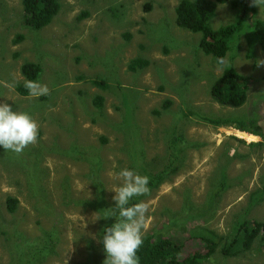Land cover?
<instances>
[{
    "label": "rangeland",
    "instance_id": "rangeland-1",
    "mask_svg": "<svg viewBox=\"0 0 264 264\" xmlns=\"http://www.w3.org/2000/svg\"><path fill=\"white\" fill-rule=\"evenodd\" d=\"M180 1L62 0L51 25L37 31L24 26L22 0H0V103L39 126L37 142L22 153L0 146V264H103L101 212L115 206L119 171L162 170L175 132L186 141L180 170L142 196L149 208L144 237L177 242L182 261L207 253L199 232L230 235L242 217L264 222V201L247 212L251 195L264 187V66H257L264 48L245 24L225 64L216 65L199 48L202 35L177 25ZM237 17L230 4L219 5L211 27ZM136 59L147 66L129 70ZM25 63L42 67L37 82L49 95L16 91ZM227 67L249 80L241 108L212 96ZM97 79L111 89L94 86ZM225 117L244 124L243 117L255 118L263 137L205 120ZM222 172L229 188L211 205ZM9 197L19 201L12 214ZM201 264H264V245L236 257L219 247Z\"/></svg>",
    "mask_w": 264,
    "mask_h": 264
},
{
    "label": "trees",
    "instance_id": "trees-1",
    "mask_svg": "<svg viewBox=\"0 0 264 264\" xmlns=\"http://www.w3.org/2000/svg\"><path fill=\"white\" fill-rule=\"evenodd\" d=\"M251 2L252 0H181L175 10L177 25L194 34H201L199 48L207 56H210L216 65H221L219 60L221 58L226 59L231 48V41L243 30L245 24H252L251 35L264 48V20H255L258 15V8L250 7ZM224 4H230L232 9L238 12V17L236 22L214 30L211 27V22L216 16L218 6ZM22 5L24 26L38 31L51 25L61 10L62 0H22ZM147 64L142 59H136L129 65V70L137 71L140 68H145ZM21 72L25 79L37 81L42 74V67L37 63H25L21 68ZM91 82L100 89H111V85L104 80L97 79ZM16 91L23 97L30 96L24 87V82L17 86ZM248 91V78L237 73L234 68L227 67L223 74L214 82L211 93L219 104L232 108H241L247 102ZM94 104L98 110H102L104 97L101 95L96 96ZM236 118L238 117L205 118V120L214 126L235 127L239 131L263 137L262 133L258 131V120L243 117L248 122L244 124L237 122ZM251 123L255 124V129L250 127ZM185 142L184 137L177 132L173 133L169 138L167 164L160 171L146 174L150 178L148 185L150 190L158 189L170 176L178 173L184 155L183 145ZM260 144L262 142L253 144V146ZM228 188V179L223 174L221 185L213 199L210 200V204L212 205L216 198H221ZM141 199L142 196L136 197L133 202H139ZM263 201L264 187L261 191H256L251 195L247 212L250 213L254 207ZM6 206L9 213H15L18 209L19 201L16 198L9 197ZM114 207L108 206L104 207V210L102 209L100 240L103 235V229L115 223L114 217L104 218L105 211ZM113 211H116L118 216V211ZM196 236L206 242L207 253H196L182 261L179 260L182 247L177 242L162 237L146 236L142 247L137 253L139 264H201L213 256L219 247H221V252L224 255L236 257L243 252L250 251L256 242L260 241L264 245V222L249 221L242 217L236 222L230 235L221 236L212 231L204 230L197 233ZM101 247L103 249L102 243ZM48 249L46 247L44 251Z\"/></svg>",
    "mask_w": 264,
    "mask_h": 264
},
{
    "label": "clouds",
    "instance_id": "clouds-1",
    "mask_svg": "<svg viewBox=\"0 0 264 264\" xmlns=\"http://www.w3.org/2000/svg\"><path fill=\"white\" fill-rule=\"evenodd\" d=\"M250 7H259V19H264V0H252ZM219 64H225V60L221 58ZM257 66H264V59L258 60ZM24 87L35 98L49 95L48 86L37 81L25 79ZM38 135L39 126L28 113L15 111L7 102L0 103V146L6 152L22 153L37 142ZM118 178L120 186L111 190L115 207L105 211L104 218L114 217L115 223L103 229L100 242L107 257L103 264H139L137 253L144 242L149 208L146 202L134 203L133 199L150 192V178L128 168L121 169Z\"/></svg>",
    "mask_w": 264,
    "mask_h": 264
},
{
    "label": "bare ground",
    "instance_id": "bare-ground-1",
    "mask_svg": "<svg viewBox=\"0 0 264 264\" xmlns=\"http://www.w3.org/2000/svg\"><path fill=\"white\" fill-rule=\"evenodd\" d=\"M248 139L255 140V137L254 136H248Z\"/></svg>",
    "mask_w": 264,
    "mask_h": 264
}]
</instances>
